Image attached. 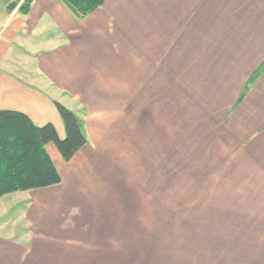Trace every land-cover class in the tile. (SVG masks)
Listing matches in <instances>:
<instances>
[{
    "label": "crops",
    "instance_id": "obj_1",
    "mask_svg": "<svg viewBox=\"0 0 264 264\" xmlns=\"http://www.w3.org/2000/svg\"><path fill=\"white\" fill-rule=\"evenodd\" d=\"M26 2L0 0V110L63 139L58 102L87 143L69 161L46 144L60 182L0 197V264H264V0H105L82 18ZM171 86L229 206L165 205L125 184L169 159L142 141Z\"/></svg>",
    "mask_w": 264,
    "mask_h": 264
},
{
    "label": "rangeland",
    "instance_id": "obj_2",
    "mask_svg": "<svg viewBox=\"0 0 264 264\" xmlns=\"http://www.w3.org/2000/svg\"><path fill=\"white\" fill-rule=\"evenodd\" d=\"M192 115L193 107L188 97L187 101H181L177 87L171 86L169 102H164L163 106L155 103V117L149 133V143L142 141V144L148 146V150L153 144V155L163 143L165 148L169 147V159L165 153L163 159L154 156L152 165L145 167L139 164L138 172L134 174L131 171L129 179L123 175L128 181L125 184H128L127 188L149 190L155 195H160L158 200L165 205L229 206L232 197L229 199L226 190H218L221 183L217 180L221 178L217 176L216 171H220V168L214 165L217 169L210 170L208 166L206 169L201 166L203 142L200 135L192 129V121H189L192 120ZM181 145L186 146V152H182V155L185 154L184 159L179 155ZM195 146L198 148L196 155L199 156L189 155L188 148L193 151ZM127 152L129 153V150ZM219 163L221 164V161ZM231 204H235V201ZM11 216L13 215H9L10 218ZM232 217L237 219L236 215H229V219Z\"/></svg>",
    "mask_w": 264,
    "mask_h": 264
},
{
    "label": "trees",
    "instance_id": "obj_3",
    "mask_svg": "<svg viewBox=\"0 0 264 264\" xmlns=\"http://www.w3.org/2000/svg\"><path fill=\"white\" fill-rule=\"evenodd\" d=\"M78 18L99 8L105 0H61ZM30 0L23 7L28 9ZM64 126L59 139L52 124L34 125L23 113L0 110V197L56 185L60 178L45 151L53 143L64 161H69L86 143L81 120L54 102Z\"/></svg>",
    "mask_w": 264,
    "mask_h": 264
},
{
    "label": "built area",
    "instance_id": "obj_4",
    "mask_svg": "<svg viewBox=\"0 0 264 264\" xmlns=\"http://www.w3.org/2000/svg\"><path fill=\"white\" fill-rule=\"evenodd\" d=\"M6 23H2L1 25H0V36H1V34L3 33V31L6 29Z\"/></svg>",
    "mask_w": 264,
    "mask_h": 264
}]
</instances>
